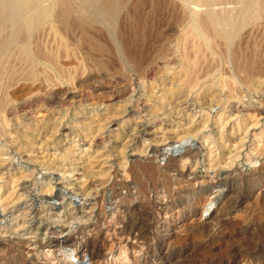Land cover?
Returning a JSON list of instances; mask_svg holds the SVG:
<instances>
[{
	"label": "rangeland",
	"instance_id": "374dc122",
	"mask_svg": "<svg viewBox=\"0 0 264 264\" xmlns=\"http://www.w3.org/2000/svg\"><path fill=\"white\" fill-rule=\"evenodd\" d=\"M211 1L0 23V264H76L77 247L92 264H264V0ZM209 12L237 31L215 37ZM188 142L192 158L163 150ZM220 179L214 204L221 188L200 189ZM90 221L45 256L39 242Z\"/></svg>",
	"mask_w": 264,
	"mask_h": 264
},
{
	"label": "bare ground",
	"instance_id": "6f19581e",
	"mask_svg": "<svg viewBox=\"0 0 264 264\" xmlns=\"http://www.w3.org/2000/svg\"><path fill=\"white\" fill-rule=\"evenodd\" d=\"M42 1H45V0H0V23L9 22L12 19L11 13L14 10L16 13L25 14L26 17L24 20V22H25L24 29L30 30L34 24H37L39 22H43L45 20V18L50 14V12L52 10H54L55 8H56L55 11H57V13H58V19L61 20L62 22L75 21V22H81V23L82 22L90 23L91 21L94 22V21L98 20L100 22L103 21V23H105V22L107 23V22H111V20H113V17L118 12V10H121V8L126 3V0H54V2L50 6H44L42 4ZM146 1H154V0H146ZM220 2L221 3L227 2V0H221ZM211 3H212L211 0H203V5H205V6L210 5ZM215 4L216 3H213V5H215ZM90 15H92V16H90ZM202 20L206 24L205 27L207 28V30H209L215 37H218L221 39H228L234 32L237 31L234 28H223L221 26V24L224 22L232 21V18H229L222 13L209 12L204 16V18ZM240 20H244V18H241ZM105 27H107V25ZM109 27H108V29H109ZM2 28L3 27L0 24V30ZM82 28L86 29L87 27H82ZM88 30H89V28H88ZM28 45H27V47H28ZM188 143H189L188 145H183V143H177V145L172 144V146H170L169 148H165L163 150L166 153H172V155L181 156V159H182V157L192 158V155H194V153H191V152L193 150L196 151V147H195L194 143H190V142H188ZM184 151H186L187 153H185ZM182 153H184V154H182ZM152 154H153V156H156L157 153H152ZM172 155H169V156L163 155L162 161H166V163H167L168 159H173ZM177 162L178 161H176V160L175 161L170 160V162L167 163V165H166V169L169 171H172L175 174L176 179L182 178L183 176H185L184 174L187 171L186 169L184 170V169L179 168L178 165L176 164ZM214 170H216V172L217 171L222 172L225 169L224 168H218V169H214ZM158 171H159V169L157 170V173H158ZM226 183H227L226 179L225 180L220 179L216 182V185H214L213 187H210L208 189L207 188H201L200 192L202 194H208V192H209V194H212L213 193L212 191L214 189L221 188V189L216 191L215 199H213V203L216 204L220 201L221 195L223 193V188L225 186H227ZM160 194H161V197H165L163 195L164 190L162 187L160 189ZM113 200L115 201V199H113ZM110 202H112V199H110ZM197 203H200V199L197 201ZM118 205L119 204L117 202L111 203V206L109 208V214H108L110 216V218L115 217V214L117 213L118 209L120 208V206L118 207ZM167 207H168L167 205L164 208L160 207V210L161 211L167 210ZM93 224L96 225V222L90 221V222H88V224H84V226H79V225L77 226L76 225V227L74 229L70 228L71 230H69L68 233L65 232L64 228L59 227V231L56 234L58 236L62 235V237H59V239H56V240H50L48 237V238L43 239V241L39 242V244L42 246V248L45 249L44 250L45 256H46V254L52 253V250H51L52 248L55 249L58 247L62 251L63 250L67 251L66 248L68 246H70L69 242L71 241L73 236L74 235L76 236L79 231H84V230L86 231V229H90L91 227H93L92 226ZM138 225L139 224H137L136 222L130 223L129 226L124 230V233L127 234V236H132L134 230L137 228ZM66 233H67V235H66ZM135 236H137V235H135ZM140 238H142V235L135 237L134 239H137V241H138ZM75 239H77V238H75ZM72 251H73V254H71L67 257L68 260H72L74 263L78 264L77 262L79 260L85 258V261H82V264H92L91 258H88V256L84 255L86 250L84 251L83 249H80L79 247H77V248L73 249Z\"/></svg>",
	"mask_w": 264,
	"mask_h": 264
}]
</instances>
